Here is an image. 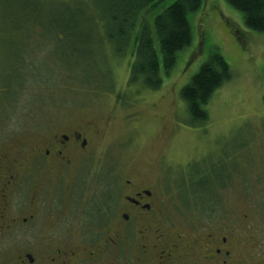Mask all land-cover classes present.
I'll use <instances>...</instances> for the list:
<instances>
[{
	"label": "rangeland",
	"instance_id": "374dc122",
	"mask_svg": "<svg viewBox=\"0 0 264 264\" xmlns=\"http://www.w3.org/2000/svg\"><path fill=\"white\" fill-rule=\"evenodd\" d=\"M172 1L155 2L139 19L150 24ZM99 8L94 0H0V149L14 141L30 145L39 134L57 129L90 127L89 154L76 173L80 181L89 180L98 163L116 164L122 176L138 171L155 180L164 175L159 198L169 217L165 225L173 223L189 235L190 225L205 214L227 220L246 210L244 194L256 200L264 195L257 180L264 177V33L245 28L241 14L224 0H201L189 14L190 44L153 90L140 82L127 84L133 49L129 44L118 53L104 34V22L91 23ZM64 21L78 27L64 29ZM53 33H60L59 39ZM76 46L82 52L69 53ZM154 47L161 61L156 40ZM213 52L224 57L231 77L210 96L207 119L191 122L179 92ZM74 58L80 68L66 67ZM211 168L227 182L216 185L203 173ZM250 210L251 223L254 215L264 217V210ZM67 220V227L80 229L79 221ZM28 245L36 244H22ZM259 253L258 260L248 254L237 264H264V242Z\"/></svg>",
	"mask_w": 264,
	"mask_h": 264
},
{
	"label": "flooded vegetation",
	"instance_id": "af4514ba",
	"mask_svg": "<svg viewBox=\"0 0 264 264\" xmlns=\"http://www.w3.org/2000/svg\"><path fill=\"white\" fill-rule=\"evenodd\" d=\"M91 132L76 125L0 149V264H237L248 254L258 260L264 227L256 224L264 217L254 215L251 223L249 211L264 210V195L256 200L244 194L246 210L227 220L205 214L190 225L195 233H183L165 225L169 217L159 198L164 175L122 176L116 164L98 163L89 180L78 179ZM221 173L206 174L222 186L227 181ZM71 175L77 178L69 184ZM258 179L264 184V177ZM69 217L79 221L78 231L67 227Z\"/></svg>",
	"mask_w": 264,
	"mask_h": 264
},
{
	"label": "trees",
	"instance_id": "16d2710c",
	"mask_svg": "<svg viewBox=\"0 0 264 264\" xmlns=\"http://www.w3.org/2000/svg\"><path fill=\"white\" fill-rule=\"evenodd\" d=\"M94 1L100 8L99 12L94 10L90 15L91 23L95 18H100L104 22L102 24L104 34L111 42L112 48L118 53L124 54L129 44L133 49L127 84L140 82L146 88L158 89L162 83L161 73L169 74L175 65L177 53L191 42L189 14H193L199 9L201 0H173L152 17L150 24L139 19V13L161 0ZM224 1L230 8L241 14L245 28L264 33V0ZM93 26L95 25L93 24ZM62 27L75 30L78 26L67 22L66 27L64 21ZM57 28L60 29L61 24ZM50 36L56 40L59 39L60 33L59 36L57 33L50 34ZM77 39L78 42L82 41L80 36H77ZM155 40L158 44L161 61H159L157 50L154 47ZM76 52L81 53L82 49L78 46L69 49V53L75 54ZM76 59H70L66 67L77 66L80 68ZM230 77V67L218 52L211 53L208 59L199 66L179 92L186 104L191 122H203L207 119L205 106L210 96ZM262 101L264 103V93ZM207 172L203 171L205 174ZM202 190L207 191V187Z\"/></svg>",
	"mask_w": 264,
	"mask_h": 264
},
{
	"label": "snow or ice",
	"instance_id": "6c2138e0",
	"mask_svg": "<svg viewBox=\"0 0 264 264\" xmlns=\"http://www.w3.org/2000/svg\"><path fill=\"white\" fill-rule=\"evenodd\" d=\"M205 59H207V57H206ZM202 62H203V61H202Z\"/></svg>",
	"mask_w": 264,
	"mask_h": 264
}]
</instances>
